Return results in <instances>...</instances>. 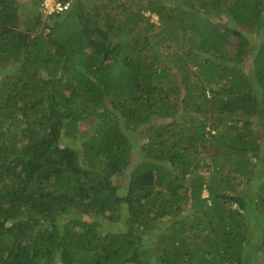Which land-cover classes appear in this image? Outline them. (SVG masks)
<instances>
[{"label":"trees","instance_id":"trees-1","mask_svg":"<svg viewBox=\"0 0 264 264\" xmlns=\"http://www.w3.org/2000/svg\"><path fill=\"white\" fill-rule=\"evenodd\" d=\"M71 1L0 0V264H264V0Z\"/></svg>","mask_w":264,"mask_h":264},{"label":"built area","instance_id":"built-area-1","mask_svg":"<svg viewBox=\"0 0 264 264\" xmlns=\"http://www.w3.org/2000/svg\"><path fill=\"white\" fill-rule=\"evenodd\" d=\"M71 0H40L39 12L42 18H51L62 15L69 11L72 6Z\"/></svg>","mask_w":264,"mask_h":264},{"label":"rangeland","instance_id":"rangeland-1","mask_svg":"<svg viewBox=\"0 0 264 264\" xmlns=\"http://www.w3.org/2000/svg\"><path fill=\"white\" fill-rule=\"evenodd\" d=\"M22 3H24V5H26L25 7L27 9H30V8H34V4L32 5L33 3V0H21ZM83 1H86L87 3L89 2V0H83ZM99 2L100 5L102 6H105V5H109V9L112 8V4H110V0H97ZM132 0H122V3L125 4V5H130V2ZM72 3V2H71ZM89 4V3H88ZM23 5V4H22ZM90 5V4H89ZM89 9V8H88ZM36 10L38 11V7H36ZM112 19L115 18V14L118 15L121 10H119L117 7H113L112 8ZM114 12V13H113ZM146 17L150 18L152 22H155V23H159V20H158V17L155 15V14H151L150 12H145L144 13ZM122 17V16H121ZM28 19V18H27ZM45 21H50L49 18H43V21L42 22H45ZM44 29V27L42 26L40 28V32H42ZM207 196V193L205 194Z\"/></svg>","mask_w":264,"mask_h":264},{"label":"clouds","instance_id":"clouds-1","mask_svg":"<svg viewBox=\"0 0 264 264\" xmlns=\"http://www.w3.org/2000/svg\"><path fill=\"white\" fill-rule=\"evenodd\" d=\"M39 6H40V0H39ZM39 6H38V11H39ZM42 20H43V18H42Z\"/></svg>","mask_w":264,"mask_h":264}]
</instances>
